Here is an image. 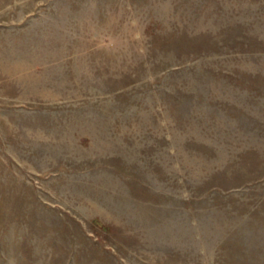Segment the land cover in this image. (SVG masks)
I'll return each mask as SVG.
<instances>
[{"label":"rangeland","instance_id":"1","mask_svg":"<svg viewBox=\"0 0 264 264\" xmlns=\"http://www.w3.org/2000/svg\"><path fill=\"white\" fill-rule=\"evenodd\" d=\"M0 264H264V0H0Z\"/></svg>","mask_w":264,"mask_h":264}]
</instances>
